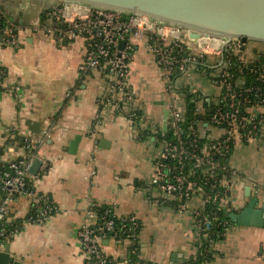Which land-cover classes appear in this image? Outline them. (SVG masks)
<instances>
[{
	"label": "crops",
	"instance_id": "0c3cea01",
	"mask_svg": "<svg viewBox=\"0 0 264 264\" xmlns=\"http://www.w3.org/2000/svg\"><path fill=\"white\" fill-rule=\"evenodd\" d=\"M56 2L0 0L20 38L18 47L0 43V158L12 160L24 152V141L9 139L14 130L23 140L41 138L42 165L30 185L59 207L45 222L29 223L31 198L15 200L9 222L17 232L7 243L11 253L23 264H87L77 229L85 220L88 204L94 203L110 205L117 216L135 215L141 222L138 252L129 262H123L129 250L125 240L102 241L103 251L121 260L119 264H185L199 254L200 235L192 211L199 201L191 200L182 210L177 197L167 200L151 187L163 148L153 130H137L126 112L115 110H109L102 126L96 127L100 101L108 95V75L102 68L80 69L87 51L83 36L60 41L45 33L43 26L57 25L55 18L46 15ZM133 40L130 107L147 115L153 128L166 131L164 111L169 98L163 92L152 42L138 35ZM214 64L215 58L207 56L190 63L177 78L180 92L195 93L204 111L215 106L221 93L213 81L218 71ZM181 99L186 105L185 95ZM201 121L203 135L222 134L223 130L208 123L205 113ZM45 129L48 136H44ZM227 157L244 176L235 180V208L245 205L247 193L258 195L263 203L264 123L258 145L239 143ZM213 234L208 239L211 259L207 264H264V225L234 223Z\"/></svg>",
	"mask_w": 264,
	"mask_h": 264
},
{
	"label": "built area",
	"instance_id": "2783aa9c",
	"mask_svg": "<svg viewBox=\"0 0 264 264\" xmlns=\"http://www.w3.org/2000/svg\"><path fill=\"white\" fill-rule=\"evenodd\" d=\"M4 15L0 7V16ZM46 15L57 22L56 26H43L49 36L60 41L68 37L85 38L87 51L80 65L81 70L102 68L107 72L108 95L100 101L96 127L102 126L109 110H115L126 112L137 130H153L154 136L162 141L163 148L150 180L151 187L163 193L167 200L172 196L177 197V207L182 210L197 198L199 203L192 211L199 235L210 237L216 225L225 230L234 225L231 220L220 218L218 212L228 214L235 209L238 201L233 193L235 180L244 176L228 161L227 156L239 143L258 145L261 142L264 123V47L257 44L250 46V43L245 44L239 38L227 40L208 35L194 38L179 27L160 23L145 15L111 8L83 7L57 1L46 11ZM6 23L5 27L0 28V43L18 47V32L8 19ZM135 35L146 36L152 42L155 60L161 69L163 92L169 98L167 122L170 138L165 136L164 131L153 128L147 115L130 107V62ZM122 40H125L123 47L120 46ZM207 56L215 58L213 67H217L218 71L213 81L221 88V93L215 106L204 111L197 104L195 113H205L212 127L223 130L217 137L201 133V118L184 126L186 107L180 102L181 95L185 94L180 92L177 83L178 75L186 72L190 63L203 61ZM232 68L234 71H231ZM245 68L256 73L259 84L243 87L241 74ZM235 72L240 76H236ZM2 75L3 69L0 67V87ZM48 135L49 131L45 129L44 136ZM204 138L207 140L201 144ZM40 139L37 142L25 138L24 152L19 158H0V243L4 245L17 232V227L9 222L15 200L31 198L32 211L26 218L29 223L45 222L59 210L52 200L36 194L30 185L35 174L29 169L34 158L39 156ZM94 207V203L88 204L85 220L77 229L86 263H121V260L107 255L102 249L103 240L116 237L128 243V256L123 262L132 260L139 247L141 222L138 217L117 216L111 208H106L98 216ZM115 217L119 219L118 222Z\"/></svg>",
	"mask_w": 264,
	"mask_h": 264
},
{
	"label": "water",
	"instance_id": "95a60500",
	"mask_svg": "<svg viewBox=\"0 0 264 264\" xmlns=\"http://www.w3.org/2000/svg\"><path fill=\"white\" fill-rule=\"evenodd\" d=\"M69 5L104 7L125 13L145 15L160 23L186 30L191 37L201 34L243 43L264 44V0H58ZM125 40L120 41L123 47ZM170 110L165 109V126ZM40 131V129H37ZM42 165L34 158L29 171L36 174ZM248 195L240 209L228 212L230 220L239 225H264V202L258 195ZM0 264H23L11 253L10 244L0 248Z\"/></svg>",
	"mask_w": 264,
	"mask_h": 264
},
{
	"label": "trees",
	"instance_id": "16d2710c",
	"mask_svg": "<svg viewBox=\"0 0 264 264\" xmlns=\"http://www.w3.org/2000/svg\"><path fill=\"white\" fill-rule=\"evenodd\" d=\"M6 19L7 18H6L5 15L4 16H0V28H3V27H5L7 25ZM15 30L18 31L17 28H15ZM231 71H234V69L232 68ZM235 74H236V76H240L237 72H235ZM241 77L244 78L243 87H245V86H253V85L259 84L258 80L256 79V73L250 72L248 70V68L244 69V72L241 74ZM183 93L185 94V98H186L185 99V103H186V105H185V107H186L185 116H186V118H185V123H184V126L186 127V126H188V124L190 122H195L197 119L201 118V115L195 113L196 106L198 104L197 97H195V95L189 93L186 90H183ZM250 95H251V97L254 96V94H250ZM14 132H16V130H14ZM164 132H165V136L167 138L171 137L170 130L167 129ZM9 139L10 140L13 139V141L18 140L20 142L24 141L23 138L21 136H19L17 133H15L12 136H9ZM31 140H33V139H31ZM206 140L207 139H205V138L202 139L201 140V144L204 143ZM33 141H35V140H33ZM106 208H111L113 210V208L110 205H95L94 210L96 211V214L98 216H100L104 212V210ZM210 212H211V210H210ZM218 214H219L220 218L222 217V218H227V219L230 220L228 214H224L221 211L218 212ZM115 220H116V222L119 221V219L117 217H115ZM221 228H222L221 226L216 225L213 228V232L215 233V232L219 231ZM213 232H212L211 236L208 237V238L206 236L204 237L202 234H200L199 237H200V243L201 244L199 245V254H198L197 257H193L189 261H186L185 264H207V262L211 259V252L208 249V244H209L208 239L209 238H213V236H214ZM116 238L117 239H122L120 237H116ZM0 246L3 247L4 244L0 243Z\"/></svg>",
	"mask_w": 264,
	"mask_h": 264
},
{
	"label": "rangeland",
	"instance_id": "374dc122",
	"mask_svg": "<svg viewBox=\"0 0 264 264\" xmlns=\"http://www.w3.org/2000/svg\"><path fill=\"white\" fill-rule=\"evenodd\" d=\"M57 1H58V0H57ZM255 44H257V45H261V48L264 47V44L253 43V42L250 43V46H253V45H255Z\"/></svg>",
	"mask_w": 264,
	"mask_h": 264
},
{
	"label": "bare ground",
	"instance_id": "6f19581e",
	"mask_svg": "<svg viewBox=\"0 0 264 264\" xmlns=\"http://www.w3.org/2000/svg\"><path fill=\"white\" fill-rule=\"evenodd\" d=\"M205 36H206L205 34H201V36H200V37H205ZM210 37L219 39V38H218V37H216V36H210Z\"/></svg>",
	"mask_w": 264,
	"mask_h": 264
}]
</instances>
